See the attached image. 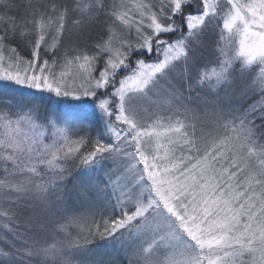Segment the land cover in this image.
<instances>
[{"label":"snow or ice","instance_id":"1","mask_svg":"<svg viewBox=\"0 0 264 264\" xmlns=\"http://www.w3.org/2000/svg\"><path fill=\"white\" fill-rule=\"evenodd\" d=\"M0 264H264V0H0Z\"/></svg>","mask_w":264,"mask_h":264}]
</instances>
